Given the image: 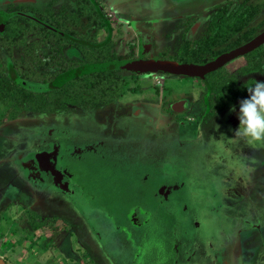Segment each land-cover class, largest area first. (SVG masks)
I'll return each instance as SVG.
<instances>
[{"label": "rangeland", "instance_id": "374dc122", "mask_svg": "<svg viewBox=\"0 0 264 264\" xmlns=\"http://www.w3.org/2000/svg\"><path fill=\"white\" fill-rule=\"evenodd\" d=\"M136 1L112 5L106 0H99V8L103 14L99 20V26L89 25L86 18L81 17L77 21L81 23V26L77 29L84 37L89 36L90 43L101 42L100 44L104 45L88 48L84 45L73 47L67 44L63 50L64 54L71 59L92 60L99 57L100 51L108 48L109 54L119 60L140 58L138 51L141 40L131 31L130 25L126 27L123 24V21L126 23L130 20V16L125 14L126 10L134 6ZM140 1L145 5L143 11L147 15L155 17L169 15L167 11L160 12L159 3L156 0ZM202 1L200 0V3ZM240 2L241 0H216V5L211 12H216V7L227 4L229 8L224 17L232 13L238 15L242 13L246 5H261L264 0H248L243 7L239 8ZM7 4H0V14L34 8L38 11L48 10L58 15H71L77 8L73 0H37V2H24L20 5ZM26 13L33 18L37 17L35 13L29 11ZM127 13L135 14L133 10ZM177 14H181L180 9L170 12V15ZM123 15H125L124 18ZM206 18L202 17L201 21H198L200 23L194 25H192L194 22H191V25L173 22L171 25L168 24L165 33L159 35H157L159 30L156 29L154 36L157 35L161 43L154 44L157 55L153 53L151 56L179 59L178 50L181 44L192 43L199 39L208 22ZM261 21L264 22V5L260 6L251 25L255 26ZM105 23H109L112 31L116 32L113 34L111 31V39L108 43H104L107 36ZM190 26L196 29V34H188ZM148 28L152 30V25ZM112 36L117 38L114 40ZM143 44L144 49L146 43ZM261 46L264 52V43ZM13 54L19 58V49L14 48ZM151 56L146 55L145 58ZM4 58L6 53L0 50V59ZM254 65L264 68V57L260 61L248 63L241 56L222 67L227 73L226 82L230 80L233 92L238 95V98L220 112L217 103L221 104L223 93L222 88L214 81L211 82L212 90L206 96V84L197 78L161 73L118 72L125 81V86L120 99L115 102L129 100L138 106V102L144 101L152 103L156 110L160 97H164L167 103L179 98L187 100V107L183 112L185 116H177L174 123H170L171 119L163 121V117L157 116L159 112L155 111L151 121L137 119L138 126L152 129L153 125L159 124L166 128V125L170 123L169 134L183 140L184 138L192 140L198 123L205 125L203 133L208 137V141L207 138L205 142L203 141L201 153L204 157H208L207 161L196 159L178 167L174 184L178 185L179 182L185 181L186 189L180 190L179 199L171 205L174 207L177 203L175 215L181 216V219L183 216L189 219L191 213L186 215L185 212L180 211L179 204L181 200L188 202L189 194H191L187 209L195 213H201L203 209L206 214L204 215L203 212L199 214V219L193 226L186 225L189 227L188 231L194 230L195 223L201 224L199 220H202L207 230L220 232L225 242L221 253L226 264H240L241 261L243 264H264V143L249 144L243 138L232 136L239 123L238 101L249 94L248 91L244 94V85L253 80H264V72L244 73V70H248V66ZM45 100L53 101L52 94L41 95L21 90L0 74V258L8 264H109L104 253L99 249L97 238L92 235V231L90 234L83 217L74 210L72 202L66 197L62 198L64 196H58L59 194H56L50 185H40L42 183H38L35 176L24 169L25 154L26 149H31L32 145H40L41 134H47L48 130L57 125L69 127L68 124L74 120L71 128L80 133L91 132L103 137L127 135L120 131L116 121L112 120L113 117L103 115L105 112V114L109 113L106 111L109 110V105L82 110L66 104L49 113L37 111L35 107L42 109ZM208 102L214 105V109L207 110ZM232 106H235V110ZM101 110L102 112L92 116L91 113ZM217 112H219L218 116L215 115ZM83 116H88V119L92 116V119L100 121L98 122L100 132L88 129L85 124L93 127L91 123L94 120L90 123L89 120H84ZM78 117L79 120L83 118L79 121L76 119ZM80 122L84 123L83 126L78 125ZM199 150L198 148L197 154ZM216 158L218 159L215 160ZM210 164L214 166L210 167ZM93 168L92 176H95L96 166ZM213 168L214 171L210 173ZM144 169L148 170L150 166ZM212 176L216 178L213 179L216 185L211 183ZM95 177L104 183L109 182L103 179V175ZM230 177H232L231 182ZM88 180L92 181V179ZM100 180L98 181L101 184ZM95 181L97 183V180ZM132 182L137 183L139 179L134 178ZM244 183L248 184L246 188ZM105 185L108 186V184ZM90 191L92 192L91 186ZM86 193L88 192L85 191L82 195ZM106 195L110 197L107 192ZM194 196L200 200L194 199ZM109 199L114 201L115 198ZM3 200H8L9 203L5 207L1 205ZM30 200L33 202L31 203ZM85 200L83 205L85 211L92 210V213L101 211L98 197L93 202L86 198ZM168 208L171 209V207ZM211 209H213L212 215H207Z\"/></svg>", "mask_w": 264, "mask_h": 264}, {"label": "flooded vegetation", "instance_id": "af4514ba", "mask_svg": "<svg viewBox=\"0 0 264 264\" xmlns=\"http://www.w3.org/2000/svg\"><path fill=\"white\" fill-rule=\"evenodd\" d=\"M73 1L75 2L77 8L76 12L71 15L74 16L76 13L79 15L80 2H78V0ZM79 1H82L84 10L91 6L99 8V0ZM106 1L114 5L134 0ZM156 1L159 3L160 12L167 11L169 12L168 16L155 17L145 14L143 11L145 5L140 0H137L136 4L127 9L125 13L129 12V10H133V12L139 15L141 23L135 27L132 24L133 22L129 20L124 26L130 25L131 31L135 33V35H138L136 32L138 27L139 29H149L148 27L151 24L154 33L156 29L159 30L157 34L159 35L161 33H165L168 24L171 25L173 22H179L183 25H191L190 23L194 22L192 24L194 25L195 23H200L198 21H201L202 17H207L206 19L208 22L199 39L193 41L192 43L183 42L178 50L179 55L182 49L185 51L195 48V43L209 34L210 25L214 23H230L233 21L235 16L241 15V13L238 15H235L236 13H232L231 15L229 14L230 16L228 15L224 17V14L227 13V9L229 8L227 4L221 7H216L217 11L211 12V9H213L216 5V0H203L201 3L200 0ZM24 2H37V0H13L6 4L10 5L17 3L20 5ZM247 2L248 0H241L238 7H243ZM262 5H264V3L261 5L248 4L242 13H245L246 10L251 8L259 10L260 6ZM174 9H180L181 14L170 15V12ZM27 11L37 14L35 19H37L39 23L31 20L35 22V24L51 29L57 34L56 38L59 40L61 39L63 42L69 41V43H66V45L69 44L73 47L80 45L87 46L88 48L91 47L90 44L92 43H90L89 36L84 37L79 33V31L61 34L60 28L51 26L50 21L46 20L47 18L53 17L51 18V22L63 25L66 20L65 18L70 14L58 15L53 14L48 10L38 11L34 8H27V10H15L3 15H5L7 19H10L8 18V15L10 14L26 13ZM156 11L159 12V10ZM257 13L258 11L255 13L254 17ZM127 15L131 17L130 14ZM19 17L28 19L25 16ZM43 17L46 18L44 19ZM81 17L86 18L85 15L78 16L77 21H79ZM77 24L81 26L80 22H77ZM196 32V29L190 26L188 34L194 35ZM157 35L155 36L156 38H158ZM73 40H78L80 43H71L70 41ZM100 43L101 42H94L93 47H101L104 45ZM64 48H66V46ZM155 51L153 52L155 53ZM155 55H157V53H155ZM161 58H166L167 60H176L172 58L169 59L170 57ZM197 79L201 81L204 80L200 78ZM160 98L161 99L159 100L156 110L152 103L149 104V102L144 101L138 102V106H135V104L129 100L115 102L116 100L120 99V97L107 104V106L109 105V110L106 111L109 113L105 114V112L103 115L113 117L112 120L116 121L118 124L117 126L120 127V131L122 130L121 132L127 136L103 137L96 134H91V132L80 133L78 130L73 131L71 126L74 124L75 120L68 124L70 125L69 127H62L59 125L53 126L52 129L48 130L47 134H41L39 136L40 145L35 144L34 146L32 145L30 147L31 149H26L27 153L25 154L24 169L26 171L29 170V172L35 176L38 183H42L40 185H50L56 194H59L58 196H64L62 198L66 197L68 200H70L73 207H78L79 202L85 200L82 195L85 185L91 186L92 190L102 189V191L107 192L110 197L115 198L114 201H112L107 195L102 197L104 201H107V199L111 201L110 206L113 207L111 208L113 213L107 209L101 208V211L97 215L103 217L106 216L103 220V228L105 231L110 229L116 232L125 233V239L127 238L129 243L125 241L122 247L126 249L128 246H131L129 253L131 254L134 251V258L130 260L131 257L129 258L124 255V252L118 251L117 244L115 242L99 243V249L102 253H104L105 259L108 260L109 264H116L115 261L118 260L123 261L120 264H165V262H168V264H226L224 261V256L221 253L225 242H223V236L220 234V232H213L211 229L207 230L204 227V224H202V220H199L201 224L199 222L195 223L194 230L192 229V231H188V226H193L194 222L199 219V214L201 215L203 212V209L201 210V213H195L192 210L187 209L190 205L191 194H189L190 197L188 202L187 200H181L179 204L180 211L185 212L186 215L191 213V217L189 219L184 216L181 219V216L175 215L174 212L177 211V203L174 205V207L171 205V203L174 201L177 202L179 199L180 190L183 191L186 189L185 181L179 182L178 185L174 184L175 173L177 172L178 167L180 168L181 166L186 165L188 162L196 159H204L207 161L206 158L208 157H204L201 153V150L203 149V141L205 142L206 138L208 141V137H206L203 133L205 125L198 123L197 130L192 140L189 138H184L185 140H183L182 138H178L176 135L173 136V134H169V127L171 126L170 123H174L173 121L177 119V116L179 117V115L185 116L183 112L187 107V100L185 98H179L167 103L164 100V97ZM103 106L105 107V105ZM155 111L159 112V115L157 116H162L163 121L171 119L169 120L170 123L168 125L165 124L166 128L164 125L161 126L159 124L153 125L152 129H145L140 127V125L138 126L137 119L142 118L151 121V118L153 119V116L156 113ZM99 112H102V110L91 114L92 116H95L96 114H99ZM219 112L215 113V115L218 116ZM92 116H90L91 119H88V116L83 117L85 118L84 120H89L90 123L91 120H94L91 123L93 127H91L89 124L85 125L92 131L98 130V132H100L98 128V122L100 121L92 119ZM83 117H81L80 120ZM76 119L79 120V117ZM131 119L133 120L132 122L130 121ZM83 124L84 123L80 122L78 125L83 126ZM96 124L98 129L96 128ZM80 147L83 149V151L78 150ZM198 148L200 150L197 154ZM194 149L196 151H194ZM217 159L218 158L215 160ZM149 163H156L157 167L154 165L155 170L158 173L160 172L162 175L157 191L155 192V196L161 203V207L163 208L165 214L168 216H174V220H172V224H174L172 226L171 238L173 241H175V244L168 255L166 253L168 249H166L164 246L167 243L166 240H168L166 237L169 235L170 224H164L163 226H160L161 219L154 215L150 206L145 203L149 196V190L151 189L150 183L146 181V174L140 181V188L142 191L138 192V183L132 182L134 177H137L139 174L138 168L141 165H148ZM94 166H96L95 176L103 175V179L109 181L108 183H104L98 177L92 176ZM211 166H214V164H210V167ZM213 171L214 168L211 169L210 173ZM88 179H92V181H89ZM213 179L216 178H213L212 176L211 183L216 185ZM95 180H97V183ZM98 180L101 181V184ZM230 180H232V177L229 178V181ZM105 184H108V186ZM244 185L246 188L248 184L244 183ZM38 190L45 191L39 188ZM194 199L200 200L197 196H194ZM168 207H171V209ZM74 210L76 211L75 208ZM125 212H127V214L126 218L123 220L115 215L118 214L121 216V214ZM212 212L213 209H211L207 215H212ZM203 213L204 215L206 214V212ZM125 221L130 225L129 230L127 228L128 226L124 225ZM184 222L185 225H183ZM85 226L91 234V227L86 224ZM184 226L186 227L183 228ZM161 230L165 231L160 232ZM143 249L145 250V253L148 255V257L145 259H140L144 255ZM240 264H243L242 261Z\"/></svg>", "mask_w": 264, "mask_h": 264}, {"label": "trees", "instance_id": "16d2710c", "mask_svg": "<svg viewBox=\"0 0 264 264\" xmlns=\"http://www.w3.org/2000/svg\"><path fill=\"white\" fill-rule=\"evenodd\" d=\"M80 2L79 15H69L65 19V23L56 24L50 21L51 26L60 28V33L68 34L78 32L77 19L78 16L85 15L87 23L99 26V20L103 15L96 7H89L84 10L82 1ZM257 9L251 8L235 16L230 23H214L210 25L209 34L203 39L197 41L195 48L180 52L179 59L176 61L185 63H203L213 59L217 55L231 50L257 35L264 28V22L261 21L257 25H251ZM44 19L46 17H43ZM107 27V37L104 43H108L111 39L112 28L109 23H105ZM57 34L47 27L35 24V22L23 17H12L7 19L0 14V50L5 51L6 58L0 59V74L5 76L9 82L17 86L21 90L35 92L41 95L52 94L53 101L45 100L43 108L35 109L49 113L55 109H60L64 105L75 106L82 110L91 108H99L107 105L123 93L125 81L116 71L92 72L65 78L64 74L68 71L76 69L85 64L100 63L111 60H118L114 55L109 54L108 48H104L99 52V57L92 60H76L64 55L63 48L69 41H62L56 38ZM71 43H80L78 40L70 41ZM91 48L93 44H90ZM263 46H259L253 51L245 54L244 59L248 63L260 61L264 57ZM19 49L20 57L17 58L13 54V49ZM247 68V67H246ZM248 72H264V68L260 66H248ZM227 79V73L223 68L205 76L203 82L206 84V96L210 91L211 82H216L222 88V98L217 103L218 110L227 108L238 95L234 94L233 86ZM247 89H244V93ZM209 102L206 103L207 110L213 108ZM214 109V108H213ZM165 185V184H164ZM84 200L79 202V206L75 207L76 212L83 217L86 225L91 227L93 235L98 242L117 244V250L124 252L127 257L133 259V252L130 254L131 246L126 249L122 247L129 240L125 239L124 232H116L114 230H106L103 228V220L106 216L92 213V210L85 211L83 208ZM125 239V240H124ZM113 257V256H112ZM120 264L123 261H115ZM133 262V261H132Z\"/></svg>", "mask_w": 264, "mask_h": 264}, {"label": "water", "instance_id": "95a60500", "mask_svg": "<svg viewBox=\"0 0 264 264\" xmlns=\"http://www.w3.org/2000/svg\"><path fill=\"white\" fill-rule=\"evenodd\" d=\"M10 1H13V0H0V4H5ZM16 15L25 16L28 19L39 23L37 19L33 18L28 13L26 14L25 13H14V14L8 15V18H11ZM263 43H264V29L260 31L257 35H255L253 38L246 41L245 43L231 50L225 51L209 61L199 63V64L185 63V62H179L176 60H167V59H146V58L140 57V58H135V59H127V60L120 59V60H111V61H105V62H100V63L85 64L76 69L68 71L67 73L64 74V77L68 79L74 76L92 73V72L116 71V72H129V73H136V74L161 73V74H172V75L185 76V77H190V78L204 79L205 76H207L208 74L225 66L231 60L244 56L245 54L253 51L257 47L261 46ZM78 150L83 151L81 147L78 148ZM154 165L157 167L156 163L155 164L149 163L148 165H141L138 168L140 174H138V176L134 178L139 179V182L137 183H138V192H140L142 191L140 188V181L146 174L147 176L146 181L150 183L151 189L149 190V196L146 199L147 201L145 203L150 206L152 213L161 219L160 226H163L164 224H170L169 235L166 237L168 240H166L167 243L164 246L166 249H168V251H166L168 255V253L171 252L175 244L174 243L175 241H173L171 238L172 237V226L174 224V223L172 224V220H174V216H168L165 214L163 208L161 207V203L157 200L155 196V192L157 191L158 184H159V181L161 180L162 175L160 174V172L158 173L155 170ZM146 166H150V169L145 170L144 168ZM85 191L88 192L83 195L86 199H89L91 202H93L98 197V199H100L99 202H100L101 208L107 209L110 212H112L111 208L113 207L110 206V203H111L110 200L107 199V201H104L102 199V197H105L106 192H103L98 189L92 190L91 192L90 186H87V185H85L83 193ZM126 214L127 212L121 214V216L118 214H115V215L123 220L126 218ZM124 225L128 226L127 227L128 230L130 229V225L126 221L124 222ZM131 228H134V227H131ZM164 231L165 230H161L160 232H164ZM147 257L148 255L145 253V250H144V255L140 259H145ZM0 264H8V263H6L2 258H0ZM165 264H168V262H165Z\"/></svg>", "mask_w": 264, "mask_h": 264}, {"label": "clouds", "instance_id": "9594fccd", "mask_svg": "<svg viewBox=\"0 0 264 264\" xmlns=\"http://www.w3.org/2000/svg\"><path fill=\"white\" fill-rule=\"evenodd\" d=\"M244 87L249 94L238 101L239 123L232 136L243 138L249 144L264 143V80H253Z\"/></svg>", "mask_w": 264, "mask_h": 264}, {"label": "crops", "instance_id": "0c3cea01", "mask_svg": "<svg viewBox=\"0 0 264 264\" xmlns=\"http://www.w3.org/2000/svg\"><path fill=\"white\" fill-rule=\"evenodd\" d=\"M154 6V5H153ZM126 15L127 14H129V13H125ZM124 16L125 15H123V18H124ZM134 16H136V17H134ZM132 17H133V19H132ZM130 20L133 22L132 24H133V26H135V27H137L140 23H141V20H140V17H139V15L137 14V13H135V14H133V15H131V17H130ZM129 21V20H128ZM123 23L124 24H126L124 21H123ZM128 23V22H127ZM151 25V24H150ZM136 32L138 33V36H139V38H140V40H141V43H140V50L138 51V54H139V56L141 57V58H145V55H150L151 56V54H153L154 52L153 51H155V47L156 46H154V44L155 43H161L160 41H159V39L158 38H156L155 36H154V30H151V29H143V28H140L139 29V27H138V29L136 30ZM112 33L114 34H116V32H114V31H112ZM145 35H146V37H145ZM112 38L115 40L117 37H115V36H112ZM156 42H155V41ZM143 43H146L145 45H146V47L143 49V46H144V44ZM148 52V53H147ZM161 57H156L155 55H153V56H151L149 59H160ZM161 59H163V58H161ZM3 196V195H2ZM2 196H1V198H2ZM4 201V200H3ZM32 200H30V202H31ZM32 203V202H31ZM5 204V205H4ZM6 204H9L8 203V200H6V201H4V202H2V204L1 205H3V207H5L6 206ZM3 210V209H2ZM5 211V210H4Z\"/></svg>", "mask_w": 264, "mask_h": 264}]
</instances>
